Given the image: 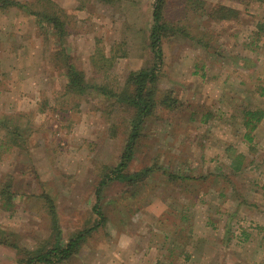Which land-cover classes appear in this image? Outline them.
<instances>
[{
  "label": "rangeland",
  "instance_id": "374dc122",
  "mask_svg": "<svg viewBox=\"0 0 264 264\" xmlns=\"http://www.w3.org/2000/svg\"><path fill=\"white\" fill-rule=\"evenodd\" d=\"M52 1L63 11L61 42L25 11L0 8V188L9 184L12 193L10 208L8 194L0 198V241L7 242L0 264H16L8 244L33 250L48 238V205L65 242L96 224V200L104 220L55 264H264V120L252 143L242 138L243 111L264 110V33L253 34L264 23V0H202L200 8L167 0L166 21L202 41L162 36L157 87L177 104L158 105L146 119L127 168L155 172L132 184L111 180L98 199L131 113L101 92L67 91L63 55L89 83L120 92L130 72L155 67L154 0ZM217 5L238 10V18L213 21L203 10ZM177 170L197 179L162 173ZM183 205L192 216L180 225Z\"/></svg>",
  "mask_w": 264,
  "mask_h": 264
},
{
  "label": "trees",
  "instance_id": "16d2710c",
  "mask_svg": "<svg viewBox=\"0 0 264 264\" xmlns=\"http://www.w3.org/2000/svg\"><path fill=\"white\" fill-rule=\"evenodd\" d=\"M103 2L111 3L113 0H100ZM253 1V0H249ZM167 0H154L152 8V26L149 34V46L155 61V67L141 68L138 71L130 72L126 78L125 87L120 92L105 91L104 87L96 84L89 83L85 80L83 71L77 69L68 56L63 55L62 68H64V75L66 76V90L76 94H88L96 91L101 92L102 95L109 96L110 101H113L115 105L120 106L128 113H131L128 121V137L124 149L120 155V159L115 166H113L109 173L104 174L101 178L99 185L96 189V198L98 199L99 192L102 187L105 186L111 180H117L120 183H135L148 177L155 172L154 166L144 167L135 172H128L127 168L134 158L135 144L140 133L145 125L146 119L151 117L155 108L158 105L165 108H173L177 104V99L172 96L170 91H161L157 87V74L159 66L162 62V49L161 40L162 36L172 33L181 34L183 37H188L196 42H201L202 37L195 36L187 26L186 28L174 27L171 22L164 18V10L166 8ZM189 7L200 8V5H204L202 0H188ZM6 6H13L19 8V10L25 11L35 22V25L39 28L43 34L47 33L63 41L67 36L65 29V21L63 19V11L52 0H33L28 2H16L14 0H0V8ZM203 12L213 21H223L231 18H238L239 11L227 7L224 5H217L215 8L209 10L204 9ZM202 12V13H203ZM264 33V23L256 22L255 34L257 37ZM46 35V34H44ZM103 55L99 54V59ZM99 93V94H101ZM260 95L264 97V91H260ZM129 110V111H128ZM4 120V119H2ZM1 120V122H2ZM264 120V110L262 109H245L243 111V125L245 132L243 133V140L249 144L253 141L252 132L257 127L260 121ZM12 130V134H15ZM242 156L239 155L235 158V164H233V170H239V164ZM162 173L167 176L169 180H195L197 177L191 176L188 172L182 174L179 170L175 172L163 171ZM11 186L9 184H2L0 188V198L8 194L3 201L4 207L10 208ZM264 189V186H263ZM50 202V199H47ZM191 207L189 205H183L180 213V225L186 223L192 216ZM93 212L96 216V224H92L85 229L79 230L72 234L65 242L61 238V227L56 220V214L54 213V207L52 204L47 206V212L50 214V228L49 235L42 244L33 250L26 249L18 246V244L10 243L11 247L15 249L17 253L16 264H55L68 260L71 256L76 254L81 248L86 237L90 234L95 226L101 224L104 220V214L99 207V201L96 200L93 204ZM1 244H7L6 240L0 241Z\"/></svg>",
  "mask_w": 264,
  "mask_h": 264
}]
</instances>
